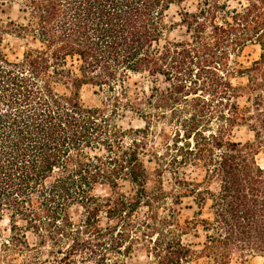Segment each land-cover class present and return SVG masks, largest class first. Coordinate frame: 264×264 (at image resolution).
Listing matches in <instances>:
<instances>
[{"label": "trees", "instance_id": "16d2710c", "mask_svg": "<svg viewBox=\"0 0 264 264\" xmlns=\"http://www.w3.org/2000/svg\"><path fill=\"white\" fill-rule=\"evenodd\" d=\"M0 1L22 20L0 22V219L10 230L0 264L264 256V0H198L180 12L181 38L166 12L185 0ZM3 33L31 39L21 58L3 52ZM249 44L260 53L244 67L237 57ZM138 75L146 88L131 81ZM87 84L105 91L103 107L81 102ZM127 111L143 126L119 125ZM236 126L254 139H233ZM159 134H171L160 149ZM146 161L157 165L152 189ZM99 185L109 193L95 194ZM189 196L198 211L180 220ZM198 227L197 247L183 237Z\"/></svg>", "mask_w": 264, "mask_h": 264}, {"label": "rangeland", "instance_id": "374dc122", "mask_svg": "<svg viewBox=\"0 0 264 264\" xmlns=\"http://www.w3.org/2000/svg\"><path fill=\"white\" fill-rule=\"evenodd\" d=\"M233 5L236 4V1H231ZM198 6V0H185L181 4L179 3H172L169 9L166 12V21L171 24L175 22L176 24L173 26V30L170 32L171 37L181 38L184 37L185 30L182 26L178 25L177 22L180 21V12L183 10H195ZM19 7L16 3H2L0 1V22L7 23L8 21L12 20L15 22H22L19 13ZM2 42L1 48L3 52L8 56L10 59H18L22 57L24 50L27 47L28 43H31V39L18 37L12 33H3L2 34ZM260 53V48L258 45L249 44L247 45L241 54L237 57L239 63H241L244 67H248L252 61L258 58ZM136 80L138 82V87H147L149 82L141 76H133L132 80ZM235 84H242L246 85L247 79L246 77H236L233 79ZM162 86L163 83H160ZM248 92H245L242 97L239 98V102L241 105H248L250 103V98ZM105 91L99 90L97 87L92 85H83L80 90V100L81 102L90 107H103V102L105 101ZM118 124L121 125L123 128L129 127H141L143 126V122L139 119L137 115L134 113L127 111L124 115L120 116L118 119ZM170 128L168 125L166 126V130ZM171 134H166L165 136L159 134L155 139V145L158 149L161 147V143L164 140H169ZM232 137L235 140L240 141H252L254 139L252 131L248 129L246 126H236L232 131ZM256 160L258 163L264 166V147L260 149L259 153L256 154ZM147 168L150 172L149 180H148V188L152 189L158 180V176L155 172V167H157L156 163L146 161ZM198 172L201 173L199 170ZM193 173L195 176H198L200 180L202 175L199 173ZM166 188H169L171 185V180L168 173L164 174L162 179ZM206 186V185H205ZM208 186V185H207ZM216 187L215 183L211 184V188L214 189ZM127 184H124L122 187L123 190H127ZM97 195H106L109 193V189L106 186H97L94 191ZM210 202L207 203L202 207V214L199 217H207L210 214L209 210ZM179 219H191L195 212L198 211L197 204L194 201V198L189 196L182 199V203L179 206ZM10 234L9 230V222L7 218L0 219V236L1 237H8ZM184 241L193 243L195 246L198 247V243L204 240V232L201 230V227L196 229H191L189 232L183 237ZM31 241H33V237L30 236ZM199 264H207V259L202 258L199 260ZM248 264H264V256L256 255L253 257H249Z\"/></svg>", "mask_w": 264, "mask_h": 264}]
</instances>
